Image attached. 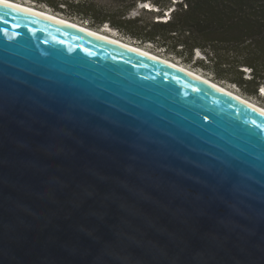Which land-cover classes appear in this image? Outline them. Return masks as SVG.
Masks as SVG:
<instances>
[{
  "label": "water",
  "instance_id": "water-1",
  "mask_svg": "<svg viewBox=\"0 0 264 264\" xmlns=\"http://www.w3.org/2000/svg\"><path fill=\"white\" fill-rule=\"evenodd\" d=\"M0 264H264V111L0 3Z\"/></svg>",
  "mask_w": 264,
  "mask_h": 264
},
{
  "label": "trees",
  "instance_id": "trees-1",
  "mask_svg": "<svg viewBox=\"0 0 264 264\" xmlns=\"http://www.w3.org/2000/svg\"><path fill=\"white\" fill-rule=\"evenodd\" d=\"M30 1L91 27L106 24L186 64L199 52L197 69L246 94L264 88V0Z\"/></svg>",
  "mask_w": 264,
  "mask_h": 264
},
{
  "label": "rangeland",
  "instance_id": "rangeland-1",
  "mask_svg": "<svg viewBox=\"0 0 264 264\" xmlns=\"http://www.w3.org/2000/svg\"><path fill=\"white\" fill-rule=\"evenodd\" d=\"M15 1H18V0H15ZM19 2H22V3H25V4H28L30 5V3L28 1H24L23 0H19ZM36 4V3H35ZM142 4V3H141ZM31 6L35 7V8H38V9H41V10H45L46 6H43V5H33L31 4ZM48 8V7H47ZM49 9V8H48ZM50 10V9H49ZM47 11V10H46ZM51 11V10H50ZM49 12V11H48ZM52 13V12H50ZM132 15L134 14V12L131 13ZM55 15V14H54ZM63 16V18L67 19V20H70V21H73L75 23H78L82 26H85L87 28H90V29H93L94 31H104L106 33H109L110 35L112 36H115V38H118V39H121L123 41H127L128 43H135L134 45H137L143 49H146V50H149L163 58H166L170 61H174L178 64H181L183 65L184 67L188 68V69H191L201 75H203L204 77L210 79L211 81L221 85L222 87L224 88H227L228 90L234 92V93H237V94H240L242 97H244L245 99H248L249 101H252L253 103L261 106V107H264V94L260 93L261 90L264 91V89H260L258 91V94L256 95H250V94H246L244 93L242 90H239L237 87L233 86L232 84H228L227 82H224V81H221V80H216L209 72H206L202 69H197L195 64H194V61L195 60H199L202 55L201 53L199 52H196L194 57H193V61L190 63V64H186L184 63L183 61H181L178 57L176 56H172L171 54H167L166 52H164L162 49L160 48H156L154 45L150 44V43H140L139 41H135L133 39H130L128 37H126L125 35H122L120 34L119 32H117L115 29H113L112 27H109L108 25L104 24L103 26L101 27H91L90 25H88V23L84 20H81L79 19L78 17H74V16H66V15H63V14H60ZM58 16V15H57ZM61 17V16H60ZM133 42V43H132Z\"/></svg>",
  "mask_w": 264,
  "mask_h": 264
},
{
  "label": "bare ground",
  "instance_id": "bare-ground-1",
  "mask_svg": "<svg viewBox=\"0 0 264 264\" xmlns=\"http://www.w3.org/2000/svg\"><path fill=\"white\" fill-rule=\"evenodd\" d=\"M6 2H7L8 4L15 5V6H17V7L27 8V9H29V10H32V11H34V12H37V13H40V14H43V15H47V14H48V15H52V16L58 18V20H60V21H64V22H67V23H69V24H71V25H73V26H75V27L80 28V29H84V30H86V31H89V32L95 34V35H98V36H101V37H104V38L110 39L111 41H114V42L119 43V44H121V45H124V46L130 47V48H132V49H135V50H137V51H140V52L145 53V54H147V55H150V56H152V57L160 58V59H162V60H164V61H166V62H169L170 64L177 65L179 68H181V69H185V70H187L188 72H190V73L196 75L197 77H199V78H201V79H203V80H205V81H207V82L213 83L214 85H216V87H219L221 90L226 91L227 93H230L231 95L236 96L238 99L240 98V99L246 101L247 103L253 105L254 107L259 108V109H261V110L264 111V107H261V106L255 104V103H253L252 101H249L248 99L243 98L242 96L238 95L237 93H234V92L228 90L227 88L222 87L221 85H219V84H217V83L211 81L210 79L204 77L203 75H201V74H199V73H197V72H195V71H193V70H191V69H188V68L184 67V66L181 65V64H178V63H176V62H174V61H170V60H168V59H166V58H163V57H161V56H159V55H157V54H155V53H153V52H151V51H149V50H146V49H143V48H141V47H139V46H137V45H134L135 43H133V42H132L133 44L128 43L127 41H123V40H121V39L115 38V36H112V35H110L109 33H106V32H104V31H94L93 29L87 28V27L82 26V25H80V24H78V23H75V22H73V21L67 20V19H65V18H63V17H60V16H57V15H54L53 13H50V12H48V11H46V10H41V9L35 8V7L31 6V4L28 5V4H25V3H22V2H19V1H15V0H6ZM140 6H144V4H143V5L140 4ZM146 7H147V6H146ZM147 8H148V7H147ZM167 13H168V12H167ZM167 13H166V14H167ZM263 89H264V88H263ZM260 93L264 94V91L261 90Z\"/></svg>",
  "mask_w": 264,
  "mask_h": 264
},
{
  "label": "snow or ice",
  "instance_id": "snow-or-ice-1",
  "mask_svg": "<svg viewBox=\"0 0 264 264\" xmlns=\"http://www.w3.org/2000/svg\"><path fill=\"white\" fill-rule=\"evenodd\" d=\"M0 3H4L6 7H14V5L8 4L6 0H0Z\"/></svg>",
  "mask_w": 264,
  "mask_h": 264
}]
</instances>
